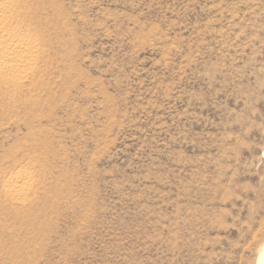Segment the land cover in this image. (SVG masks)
I'll return each instance as SVG.
<instances>
[{"label": "rangeland", "instance_id": "rangeland-1", "mask_svg": "<svg viewBox=\"0 0 264 264\" xmlns=\"http://www.w3.org/2000/svg\"><path fill=\"white\" fill-rule=\"evenodd\" d=\"M29 4L49 53L0 85V264H256L264 0Z\"/></svg>", "mask_w": 264, "mask_h": 264}, {"label": "bare ground", "instance_id": "bare-ground-1", "mask_svg": "<svg viewBox=\"0 0 264 264\" xmlns=\"http://www.w3.org/2000/svg\"><path fill=\"white\" fill-rule=\"evenodd\" d=\"M30 6L29 0H0V85L5 88H20L25 80L45 66L48 59L44 36L30 27L31 19L35 18ZM28 179V175L11 178L12 185L9 186L13 187L10 190L18 192L17 199L24 197L23 187L18 184ZM256 264H264V247Z\"/></svg>", "mask_w": 264, "mask_h": 264}]
</instances>
